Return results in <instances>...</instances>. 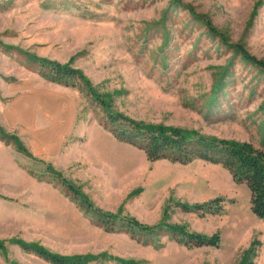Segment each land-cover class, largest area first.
Listing matches in <instances>:
<instances>
[{
    "label": "rangeland",
    "instance_id": "1",
    "mask_svg": "<svg viewBox=\"0 0 264 264\" xmlns=\"http://www.w3.org/2000/svg\"><path fill=\"white\" fill-rule=\"evenodd\" d=\"M41 60L75 69L114 113L264 151V0H0V264H55L26 245L82 264H264L245 183L201 159H148ZM50 168L144 228L111 231Z\"/></svg>",
    "mask_w": 264,
    "mask_h": 264
},
{
    "label": "trees",
    "instance_id": "2",
    "mask_svg": "<svg viewBox=\"0 0 264 264\" xmlns=\"http://www.w3.org/2000/svg\"><path fill=\"white\" fill-rule=\"evenodd\" d=\"M40 68L43 75L52 80L66 84H81L84 89L87 88L88 94L107 114L105 126L115 138L143 150L148 159L155 161L169 158L182 163L201 159L214 164H221L227 168L235 181L247 185L251 194V210L258 218L264 219V151L262 149L249 142L206 136L179 127L138 122L124 114L111 111L105 98L95 95L92 88L80 80L79 72L75 69L50 60H41ZM50 169L54 171L52 168ZM56 174L61 179L62 186L70 193L73 201L87 213L96 216L98 221L103 222L111 231L114 230L115 226L128 229V232L135 231L138 229L137 226L141 227V224L135 219L118 221L117 216L108 214L96 207L80 188L64 178L60 172ZM212 208L213 204L211 203L204 206L194 205L193 207L198 212ZM167 228L168 233H177L179 234L178 237L182 236V239L196 247L218 246L220 243L219 233L206 235L189 231L185 226L174 227L170 225ZM25 248L34 250L39 256L55 264H82L75 257L59 255L39 246L26 245Z\"/></svg>",
    "mask_w": 264,
    "mask_h": 264
}]
</instances>
